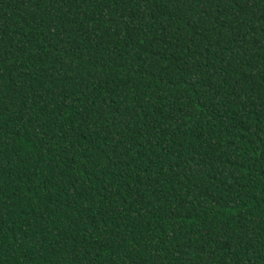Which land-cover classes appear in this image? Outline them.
I'll return each instance as SVG.
<instances>
[{
  "label": "trees",
  "instance_id": "obj_1",
  "mask_svg": "<svg viewBox=\"0 0 264 264\" xmlns=\"http://www.w3.org/2000/svg\"><path fill=\"white\" fill-rule=\"evenodd\" d=\"M0 264H264V0H0Z\"/></svg>",
  "mask_w": 264,
  "mask_h": 264
}]
</instances>
